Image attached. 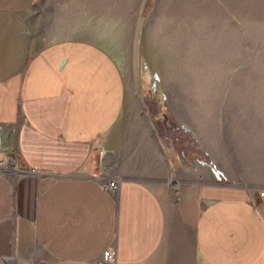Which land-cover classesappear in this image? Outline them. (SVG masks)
I'll return each instance as SVG.
<instances>
[{
    "label": "crops",
    "instance_id": "obj_1",
    "mask_svg": "<svg viewBox=\"0 0 264 264\" xmlns=\"http://www.w3.org/2000/svg\"><path fill=\"white\" fill-rule=\"evenodd\" d=\"M179 2L0 0V264H264V53Z\"/></svg>",
    "mask_w": 264,
    "mask_h": 264
},
{
    "label": "rangeland",
    "instance_id": "obj_2",
    "mask_svg": "<svg viewBox=\"0 0 264 264\" xmlns=\"http://www.w3.org/2000/svg\"><path fill=\"white\" fill-rule=\"evenodd\" d=\"M179 6L180 11L195 13L198 17H205L208 14V17L214 19V23H231L238 18L241 23L239 27L245 31L246 42L252 43L255 40L264 53V0H180ZM156 7L157 0H149L148 13L150 18L153 17L152 23H155ZM217 18L220 21H216ZM144 73L147 93H155L156 78H153L149 68H144ZM159 96L160 93H155L152 98L150 96L148 104L152 103L148 106L156 119L160 134L168 145L185 153L187 148L192 147V143L188 140L189 135L171 125L175 122L174 118L166 108L165 102L155 99Z\"/></svg>",
    "mask_w": 264,
    "mask_h": 264
},
{
    "label": "built area",
    "instance_id": "obj_3",
    "mask_svg": "<svg viewBox=\"0 0 264 264\" xmlns=\"http://www.w3.org/2000/svg\"><path fill=\"white\" fill-rule=\"evenodd\" d=\"M3 130H4V126L0 125V169L10 164L16 167L18 162V155L15 152L9 154L5 152L3 145ZM106 185L107 187H113V188H116L118 186V184L115 182H111ZM260 195L264 196V191H261ZM97 264H127V263L118 262L116 260L114 251L108 249L107 251H105L102 259Z\"/></svg>",
    "mask_w": 264,
    "mask_h": 264
},
{
    "label": "trees",
    "instance_id": "obj_4",
    "mask_svg": "<svg viewBox=\"0 0 264 264\" xmlns=\"http://www.w3.org/2000/svg\"><path fill=\"white\" fill-rule=\"evenodd\" d=\"M143 64H145V63H143ZM176 128H177V129H180L181 131L186 132L188 135L190 134V130H189L188 128H186V127H181V126H179L177 123H176ZM181 152H182V150H181ZM182 153H183V152H182Z\"/></svg>",
    "mask_w": 264,
    "mask_h": 264
},
{
    "label": "water",
    "instance_id": "obj_5",
    "mask_svg": "<svg viewBox=\"0 0 264 264\" xmlns=\"http://www.w3.org/2000/svg\"><path fill=\"white\" fill-rule=\"evenodd\" d=\"M171 125L175 127L176 126V123L175 122H172Z\"/></svg>",
    "mask_w": 264,
    "mask_h": 264
},
{
    "label": "flooded vegetation",
    "instance_id": "obj_6",
    "mask_svg": "<svg viewBox=\"0 0 264 264\" xmlns=\"http://www.w3.org/2000/svg\"><path fill=\"white\" fill-rule=\"evenodd\" d=\"M163 115V114H162ZM163 117H164V115H163ZM166 121H167V119H166ZM171 123V122H170Z\"/></svg>",
    "mask_w": 264,
    "mask_h": 264
}]
</instances>
